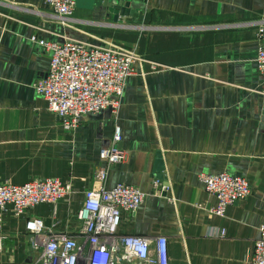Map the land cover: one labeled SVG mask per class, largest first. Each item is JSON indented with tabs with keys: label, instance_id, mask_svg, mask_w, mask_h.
<instances>
[{
	"label": "crops",
	"instance_id": "0c3cea01",
	"mask_svg": "<svg viewBox=\"0 0 264 264\" xmlns=\"http://www.w3.org/2000/svg\"><path fill=\"white\" fill-rule=\"evenodd\" d=\"M132 3L133 13L115 21L101 0H75L63 23L44 0H0V181L55 176L71 184L55 204L4 216L0 264L29 263L32 234L24 226L31 216L52 230L75 231L73 213L94 170L106 164L99 150L111 143L115 123L125 157L109 165L103 185L125 181L146 192L135 211L122 213L118 231L164 235L167 264H251L264 219V93L255 26L243 22L264 15V0ZM31 34L135 49L140 60L116 111L87 113L66 128L33 86L47 72L51 49ZM201 171L242 174L250 193L215 213L217 197ZM156 177L165 186L159 192Z\"/></svg>",
	"mask_w": 264,
	"mask_h": 264
},
{
	"label": "built area",
	"instance_id": "2783aa9c",
	"mask_svg": "<svg viewBox=\"0 0 264 264\" xmlns=\"http://www.w3.org/2000/svg\"><path fill=\"white\" fill-rule=\"evenodd\" d=\"M44 2L63 23L71 18L75 7V0ZM243 23L255 26L258 44L255 60L264 93V15ZM30 39L51 49L47 72L37 78L33 86L66 128L75 127L87 113L105 108L116 111L125 79L140 60L135 49L114 43H95L72 35L58 42L47 41L36 34H31ZM152 68H155L154 63ZM120 139L121 128L115 123L111 143L99 150L106 164L94 170L93 184L84 190L83 200L73 213L78 223L75 231L52 230L40 216L26 219L25 230L32 234V257L28 264H167L164 235L148 237L118 231L122 213L135 211L146 194L139 186L125 181L110 187L103 185L109 165L125 157V150L117 145ZM198 177L206 191L217 197L211 211L218 214L223 213L227 204L250 193L249 181L242 174L201 171ZM153 186L155 192L165 188L158 177L154 178ZM70 187L69 181L55 176L35 177L21 183L0 181V226L7 214L24 215L40 202L55 204ZM258 229L251 264H264V219ZM4 238L0 233V251Z\"/></svg>",
	"mask_w": 264,
	"mask_h": 264
},
{
	"label": "water",
	"instance_id": "95a60500",
	"mask_svg": "<svg viewBox=\"0 0 264 264\" xmlns=\"http://www.w3.org/2000/svg\"><path fill=\"white\" fill-rule=\"evenodd\" d=\"M102 4L107 6L108 12L113 14L112 19L117 20L119 15L127 16L128 14L133 13L135 6L132 3V0H101ZM159 177V176H158Z\"/></svg>",
	"mask_w": 264,
	"mask_h": 264
}]
</instances>
